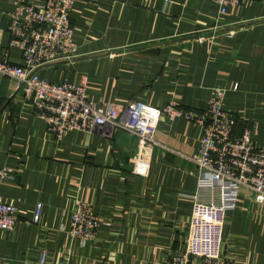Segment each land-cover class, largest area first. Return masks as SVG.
Masks as SVG:
<instances>
[{
	"label": "crops",
	"instance_id": "0c3cea01",
	"mask_svg": "<svg viewBox=\"0 0 264 264\" xmlns=\"http://www.w3.org/2000/svg\"><path fill=\"white\" fill-rule=\"evenodd\" d=\"M15 2L0 0V47ZM71 13L77 56L41 67L43 77L83 86L98 103L201 112L223 88L236 133L253 127L264 147V0L225 13L214 0H75ZM10 56L22 60L16 47ZM155 136L149 149L108 126L58 140L33 100L0 75V168H11L0 198L19 208L17 227L0 229V264H41L44 253L45 264H165L188 234L201 171L186 156L199 149L201 125L163 117ZM80 201L103 221L93 242L69 233ZM223 239L231 264H264V204L250 191L240 192Z\"/></svg>",
	"mask_w": 264,
	"mask_h": 264
},
{
	"label": "built area",
	"instance_id": "2783aa9c",
	"mask_svg": "<svg viewBox=\"0 0 264 264\" xmlns=\"http://www.w3.org/2000/svg\"><path fill=\"white\" fill-rule=\"evenodd\" d=\"M225 13L243 0H214ZM75 0H16L8 14L10 40L0 47V75L16 81L17 89L33 100L35 108L48 122L58 140L68 132L93 131L100 126L120 128L141 140L147 149L158 144L156 131L163 117L187 118L201 125L199 149L186 156L201 171L198 190L192 194L193 206L184 247L174 251L165 264H231L224 255V228L229 212L237 205L240 192H251L264 204V147L254 140L253 127L236 133L237 114L224 108L226 89L215 88L203 112L170 104L158 108L141 101L126 105L93 101L83 86L52 82L39 73L45 65L77 56L70 11ZM21 51L15 62L10 48ZM146 150V149H145ZM11 168H0V186L11 177ZM41 203L33 221L39 222ZM19 208L0 198V229L14 230ZM101 219L89 204L78 202L71 214L69 233L85 243L95 239ZM46 254L40 259L46 263ZM59 264H68L60 262Z\"/></svg>",
	"mask_w": 264,
	"mask_h": 264
},
{
	"label": "rangeland",
	"instance_id": "374dc122",
	"mask_svg": "<svg viewBox=\"0 0 264 264\" xmlns=\"http://www.w3.org/2000/svg\"><path fill=\"white\" fill-rule=\"evenodd\" d=\"M72 10H73V8H71V11H70V16L72 15ZM72 22V21H71ZM73 26V25H72ZM77 52V51H76ZM77 54V53H76ZM41 69V68H40ZM40 69H39V73H40ZM18 91H20L19 89H18ZM90 206V205H89ZM91 207V206H90ZM74 208V207H73ZM100 217V216H99ZM100 219H101V225H102V218L100 217ZM188 235V234H187ZM186 239H187V236L185 237V239L184 240H182L181 242H180V249H182L183 247H184V244H185V242H186ZM94 241V239H92V240H89V241H87V242H93ZM179 249V250H180ZM179 250H177V251H179ZM171 256V254H169V257ZM168 257V258H169ZM168 260V259H167ZM166 260V261H167Z\"/></svg>",
	"mask_w": 264,
	"mask_h": 264
}]
</instances>
